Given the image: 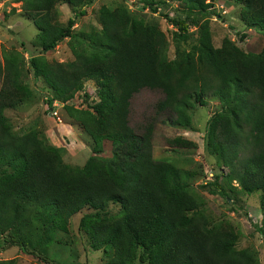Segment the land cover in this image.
Segmentation results:
<instances>
[{
    "label": "trees",
    "instance_id": "obj_1",
    "mask_svg": "<svg viewBox=\"0 0 264 264\" xmlns=\"http://www.w3.org/2000/svg\"><path fill=\"white\" fill-rule=\"evenodd\" d=\"M20 1L37 29L40 51L65 36L78 35L87 45L62 61H39L38 54L28 53L33 76H42L48 88L47 106L54 99L66 101L86 78L94 80L98 99L92 110L63 103L70 122L89 136L92 152L82 165H66L42 131L12 132L4 109L26 98L30 89L23 81L22 58L14 50L4 56L0 248L16 245L49 264H62L47 255L52 233L64 230L68 216L85 207L89 211L81 215L79 228L89 247L101 250L102 264H130L134 257L146 264H256L251 251L237 249L238 233L229 224L205 218L202 202L187 184L191 173L154 160L151 151L159 114H165L163 122L185 126L192 104L214 97L223 109L208 121L206 145L225 171L214 177L211 192L232 203L239 193H258L262 216L251 226L262 237L264 255V45L258 53H246L224 38L214 47L205 21L198 27L195 51L186 52L178 45L187 43V19L173 18L176 50L167 60L161 30L123 5H100L99 28L73 34V17L59 24L55 4L81 14L92 0ZM177 1L190 16L208 13L213 0ZM225 1L239 5L245 26L264 35V0ZM142 88L160 97L154 115L133 125L130 100ZM103 139L111 145L110 156L99 154ZM110 202L118 209L107 214ZM0 264H12V259Z\"/></svg>",
    "mask_w": 264,
    "mask_h": 264
},
{
    "label": "rangeland",
    "instance_id": "obj_2",
    "mask_svg": "<svg viewBox=\"0 0 264 264\" xmlns=\"http://www.w3.org/2000/svg\"><path fill=\"white\" fill-rule=\"evenodd\" d=\"M150 2L153 3L147 4ZM102 4L110 8L123 5L128 11L138 12L147 21L154 22L165 36L167 60L174 58L176 50L173 38L176 28L171 20L173 18L187 19V43L178 45L186 52L195 51L198 27L205 21L208 22L206 26L214 47H219L224 38L246 53H258L264 45V35L257 29L245 26L240 19V6L225 0H213L208 7V13L190 16L182 10L177 0H92L82 6L81 14L73 13L65 4L56 3L55 17L61 25L66 23L68 17H73V34L86 32L91 27L99 28L96 10ZM146 7L148 9H145ZM78 9L79 7L75 10ZM36 36L37 29L23 14L21 1L0 0V65L5 55L16 51L26 70L23 81L30 89L26 98L14 107L5 108L4 114L8 117L12 132L20 134L31 128L38 129L42 131L47 142L57 149L64 164L80 166L92 153L91 141L77 124L70 122L71 117L68 116V110L63 103L77 109L92 110V104L98 99L96 84L93 79L86 78L82 81L80 89L66 101L54 99L51 106H47L45 96L48 95V88L42 76H33L27 56L28 53L38 54L39 61L45 62L69 60L73 57L74 49L87 48L86 42L78 38V35L65 36L58 40L54 47L40 51ZM159 97L157 92L144 88L134 93L130 100V123L135 125L153 116V104ZM203 99V105L194 103L193 107L188 109L189 119L185 126L163 122L165 114L157 116L153 128L151 156L159 162H167L176 168L189 171L191 176L187 179V184L190 193L202 202L201 211L205 218L210 223L229 224L238 233L237 249H248L256 264H264L262 237L251 226L252 223H259L262 216L258 193H239L235 197L236 202L232 203L229 198L224 199L211 192L213 186L210 183L224 169L222 170L214 155L209 153L206 133L208 121L215 112L221 111L223 106L214 97L205 96ZM99 154L111 155V145L107 139L102 140ZM222 185L224 186V183ZM117 209L118 204L110 202L106 212L110 214ZM85 211L89 209L84 207L69 215L64 230L54 229L53 239L47 246L49 257L62 264L103 263L101 250L91 249L84 231L79 228V219ZM1 236L0 234V243ZM5 259H12V264H49L11 244L0 248V260ZM130 264L146 263L134 257Z\"/></svg>",
    "mask_w": 264,
    "mask_h": 264
},
{
    "label": "crops",
    "instance_id": "obj_3",
    "mask_svg": "<svg viewBox=\"0 0 264 264\" xmlns=\"http://www.w3.org/2000/svg\"><path fill=\"white\" fill-rule=\"evenodd\" d=\"M92 2V1H91ZM64 3H62V5H63ZM66 5V4H65Z\"/></svg>",
    "mask_w": 264,
    "mask_h": 264
},
{
    "label": "built area",
    "instance_id": "obj_4",
    "mask_svg": "<svg viewBox=\"0 0 264 264\" xmlns=\"http://www.w3.org/2000/svg\"><path fill=\"white\" fill-rule=\"evenodd\" d=\"M145 9H148L147 7Z\"/></svg>",
    "mask_w": 264,
    "mask_h": 264
}]
</instances>
